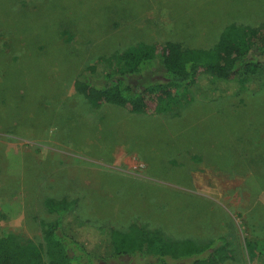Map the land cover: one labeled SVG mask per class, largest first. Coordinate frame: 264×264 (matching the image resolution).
<instances>
[{"label": "rangeland", "instance_id": "1", "mask_svg": "<svg viewBox=\"0 0 264 264\" xmlns=\"http://www.w3.org/2000/svg\"><path fill=\"white\" fill-rule=\"evenodd\" d=\"M162 1L0 0V230L44 245L48 202L76 200L93 226L139 227L159 245L225 238L224 264H264V86L152 115L95 108L75 89L101 57L142 43L211 50L203 33L222 14H264V0H164L195 30L162 29L150 11Z\"/></svg>", "mask_w": 264, "mask_h": 264}, {"label": "trees", "instance_id": "2", "mask_svg": "<svg viewBox=\"0 0 264 264\" xmlns=\"http://www.w3.org/2000/svg\"><path fill=\"white\" fill-rule=\"evenodd\" d=\"M239 35L222 37L211 50L137 44L89 64L75 89L95 108L109 104L152 115L177 102L215 101L248 85L262 87L264 25L239 30ZM47 206L56 220L43 228L45 244L22 245L0 230V264H224L234 250L225 238L204 246L192 241L159 245L156 236L139 227L128 232L96 227L78 217L76 200H50ZM254 245L264 258V236Z\"/></svg>", "mask_w": 264, "mask_h": 264}, {"label": "crops", "instance_id": "3", "mask_svg": "<svg viewBox=\"0 0 264 264\" xmlns=\"http://www.w3.org/2000/svg\"><path fill=\"white\" fill-rule=\"evenodd\" d=\"M154 2V6H158V0H153ZM164 1V0H163ZM163 1L160 3L159 7H156V10H150L151 12H153V15H157L158 16V21L163 24L164 20L165 22H167L168 26H164L162 25V29H166V28H173L174 30H184V31H194L195 29H190L193 28V24L185 19V18H181L179 15H184L181 10H179L174 4H170L168 2L163 3ZM196 6H198V9H200L201 7L198 5V2L196 1ZM158 8V9H157ZM197 7L195 8V12L194 14H197L198 12ZM260 12H264V4L261 5ZM173 14L176 16H178L177 18L173 16ZM170 16V17H169ZM161 17H163V19H161ZM230 16L227 17H223V14L221 15L220 19L226 18V20H224V24L222 25L221 20L220 23L222 25V27L218 30H215L213 33L211 34H206L203 33L205 39H207L211 44L216 45L220 39L222 37H226V33L231 29V28H239V30H243L246 28H258L262 25H264V14L260 15L259 12H256L252 15H247V14H238L237 15V23L235 24L234 20H227ZM197 19V16L195 17V21ZM234 23V25H232ZM217 29V28H216ZM196 31H199L198 29ZM216 33V35H215Z\"/></svg>", "mask_w": 264, "mask_h": 264}]
</instances>
